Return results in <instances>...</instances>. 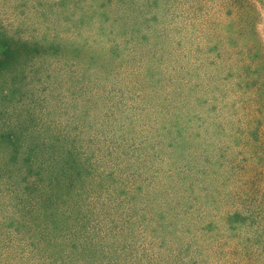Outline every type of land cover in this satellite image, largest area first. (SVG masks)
<instances>
[{
	"label": "rangeland",
	"instance_id": "1",
	"mask_svg": "<svg viewBox=\"0 0 264 264\" xmlns=\"http://www.w3.org/2000/svg\"><path fill=\"white\" fill-rule=\"evenodd\" d=\"M0 264H264V0H0Z\"/></svg>",
	"mask_w": 264,
	"mask_h": 264
}]
</instances>
